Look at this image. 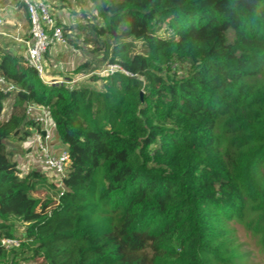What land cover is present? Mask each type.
I'll return each mask as SVG.
<instances>
[{
  "label": "trees",
  "instance_id": "16d2710c",
  "mask_svg": "<svg viewBox=\"0 0 264 264\" xmlns=\"http://www.w3.org/2000/svg\"><path fill=\"white\" fill-rule=\"evenodd\" d=\"M86 1L98 24L57 26L130 76L69 90L0 50L18 88L0 90V239L28 223L0 264L25 248L45 264H236L234 221L264 248V0ZM31 105L69 155L59 181L23 175L7 146L41 131Z\"/></svg>",
  "mask_w": 264,
  "mask_h": 264
},
{
  "label": "rangeland",
  "instance_id": "374dc122",
  "mask_svg": "<svg viewBox=\"0 0 264 264\" xmlns=\"http://www.w3.org/2000/svg\"><path fill=\"white\" fill-rule=\"evenodd\" d=\"M69 6V9H57L60 15V20L63 22V26L72 27L76 24H84L87 26L89 23L87 21L85 22L84 18L82 17V12L89 14L91 23H99L97 15L86 0H81L79 6L77 5V7L73 6L72 3H69ZM54 14L56 13L53 12V15ZM65 34L66 43L63 45H55L45 57V71L44 75L42 76V80L45 83L51 85L65 86L69 90L87 86L97 91H101L103 82H91V78L94 75H98L100 77L108 75L105 72L109 66L106 51L100 48L85 46L81 39L77 41V37L73 32H69L68 34L66 32ZM68 39L72 40V44L69 43ZM141 49H143L141 48V45H138L136 48L137 53ZM84 64H86L87 67L84 68ZM10 105L11 103H6L5 112L2 114L1 120L8 118L9 114L11 113ZM23 143L31 144V147L34 148V153L28 155L26 150H18L19 154L16 157H18L17 160H19L17 161V164L21 173L26 171L27 164L24 163L28 162V168L32 166L36 169H43L45 173L49 174L45 175L48 177L50 182L53 180L59 181L58 177H56L54 173L43 166L32 132ZM7 146L8 148L18 147L20 144L17 142V140L13 139L7 143ZM16 157L14 160H16ZM33 158L34 160H32ZM37 195L44 196L45 194L44 192H38L36 196ZM43 210L44 209L42 207H39L36 212L43 213ZM11 224L13 225L12 234L16 238L24 241L25 238L23 237V234L25 232V228L28 226V223L21 220H13ZM228 229L231 231L230 237L233 242L232 249L234 250L236 264H264V248L260 245L258 238L250 233L245 225L234 221L230 223ZM2 264L45 263L41 258L34 257L29 248H25L16 252L8 251L7 259Z\"/></svg>",
  "mask_w": 264,
  "mask_h": 264
},
{
  "label": "built area",
  "instance_id": "2783aa9c",
  "mask_svg": "<svg viewBox=\"0 0 264 264\" xmlns=\"http://www.w3.org/2000/svg\"><path fill=\"white\" fill-rule=\"evenodd\" d=\"M28 16L30 25V39L26 42V52L23 61L26 66L36 70L42 78L45 67L44 60L51 48L57 44H65L63 27L57 26V21L53 15V5L47 0H17ZM4 24V19L0 17V27ZM106 74L120 72L125 76H130L118 66L109 65L105 70ZM0 90L5 93H14L18 88L0 77ZM27 116L41 126L40 132H35L33 138L36 142L37 151L40 154L42 164L45 168L55 174L60 180L66 174L69 164V155L65 151L54 155L50 149V142L53 139V126L48 111L45 108L31 105L28 107ZM21 241L18 238L0 239V247L13 250L18 249Z\"/></svg>",
  "mask_w": 264,
  "mask_h": 264
},
{
  "label": "crops",
  "instance_id": "0c3cea01",
  "mask_svg": "<svg viewBox=\"0 0 264 264\" xmlns=\"http://www.w3.org/2000/svg\"><path fill=\"white\" fill-rule=\"evenodd\" d=\"M69 3H72L73 6L78 5L81 0H68ZM56 14H54L56 21L61 22L59 12L57 8L53 10ZM0 17L4 19V24L0 27V50H6L12 54L23 56L26 52V42L30 39V25L28 21V16L26 11L20 7L17 0H0ZM63 23V22H61ZM63 45V44H59ZM11 101L7 102L10 103ZM36 131H32L34 134ZM18 147H10L11 149L17 150H26L28 155L34 153V148L31 147L29 143H19ZM50 149L54 155H58L61 152L65 151V147L60 142L58 136L54 132V137L50 142ZM36 150V148H35ZM18 157H16V162ZM34 160V158L32 159ZM26 171L22 174H26L31 170H41L43 173V169H36L30 166L28 168V162H25ZM46 175H49L45 173Z\"/></svg>",
  "mask_w": 264,
  "mask_h": 264
}]
</instances>
